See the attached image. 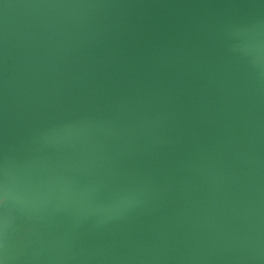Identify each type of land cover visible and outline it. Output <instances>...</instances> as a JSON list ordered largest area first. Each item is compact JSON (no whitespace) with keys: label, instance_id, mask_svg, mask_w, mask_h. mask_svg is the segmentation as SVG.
Listing matches in <instances>:
<instances>
[{"label":"water","instance_id":"water-1","mask_svg":"<svg viewBox=\"0 0 264 264\" xmlns=\"http://www.w3.org/2000/svg\"><path fill=\"white\" fill-rule=\"evenodd\" d=\"M0 264H264V0H0Z\"/></svg>","mask_w":264,"mask_h":264}]
</instances>
